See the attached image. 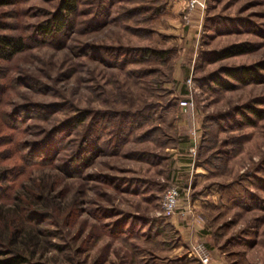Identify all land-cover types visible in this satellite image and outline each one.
Listing matches in <instances>:
<instances>
[{"label": "rangeland", "instance_id": "obj_1", "mask_svg": "<svg viewBox=\"0 0 264 264\" xmlns=\"http://www.w3.org/2000/svg\"><path fill=\"white\" fill-rule=\"evenodd\" d=\"M203 1L0 0V260L154 264L177 217L264 264V0Z\"/></svg>", "mask_w": 264, "mask_h": 264}, {"label": "crops", "instance_id": "obj_2", "mask_svg": "<svg viewBox=\"0 0 264 264\" xmlns=\"http://www.w3.org/2000/svg\"><path fill=\"white\" fill-rule=\"evenodd\" d=\"M169 227L174 233H179L181 236L177 234L179 236L177 237L179 239L177 244L175 243L176 239L163 240L164 245L161 250L166 255L155 259L154 264H202L200 259L193 253L201 240L195 227L194 229L192 226L184 228L177 217L172 218ZM201 254L208 258L207 264H223L221 259H218L212 251L202 249Z\"/></svg>", "mask_w": 264, "mask_h": 264}, {"label": "trees", "instance_id": "obj_3", "mask_svg": "<svg viewBox=\"0 0 264 264\" xmlns=\"http://www.w3.org/2000/svg\"><path fill=\"white\" fill-rule=\"evenodd\" d=\"M77 4V0H64L62 5V10H66V14L70 15L74 13L75 7ZM67 15H61V13H57L55 15V19L46 27V30L48 33H52L53 31H63V29L66 27L67 24ZM23 50L22 44L17 40L9 39L8 37L0 36V57L9 60L18 53H20ZM245 49L243 47H232L228 50H225L222 52V54L219 56L220 58H227L232 55H239L244 53ZM228 75L234 79H241L243 82L246 81L249 77H251V74L246 69H241L239 71H228ZM218 85H227L225 82H219L217 81ZM0 264H30L22 258L21 256H13L8 259H2L0 260Z\"/></svg>", "mask_w": 264, "mask_h": 264}, {"label": "built area", "instance_id": "obj_4", "mask_svg": "<svg viewBox=\"0 0 264 264\" xmlns=\"http://www.w3.org/2000/svg\"><path fill=\"white\" fill-rule=\"evenodd\" d=\"M186 9L188 12L195 10L203 11L205 9V2L203 0H186ZM179 193L176 187L169 188L162 201V215L164 217H171L175 214L178 206ZM194 254L200 259L202 264L208 263V258L201 254L202 249L197 247L193 250Z\"/></svg>", "mask_w": 264, "mask_h": 264}]
</instances>
